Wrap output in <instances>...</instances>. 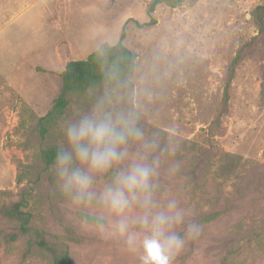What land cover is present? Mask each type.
<instances>
[{
    "label": "rangeland",
    "instance_id": "obj_1",
    "mask_svg": "<svg viewBox=\"0 0 264 264\" xmlns=\"http://www.w3.org/2000/svg\"><path fill=\"white\" fill-rule=\"evenodd\" d=\"M152 1L44 0L22 13L25 6L17 0H0V42L7 36L11 41L26 23V35L0 43V264H52L51 252L37 245L28 251L27 237L12 240L16 227L3 210L24 189L30 191L25 211L32 214L31 227L45 231L52 246H67L72 264H141L140 242L133 248L125 237L102 231L96 216L107 220L108 214L96 202L73 205L40 158L43 149L63 141L66 122L101 100L108 111L136 113L138 125L161 149L179 145L175 157L159 149L148 154L161 159L154 201L166 206L178 200L186 222L201 225L200 236L171 264H264V32L255 15L264 0L160 5L155 23L140 27L151 20ZM31 14L44 20L30 22ZM123 31L124 45L137 55L133 75L69 95L66 113L41 139L36 127L62 86L52 42L61 51L67 46L62 67L116 45ZM35 39L51 44L41 53L18 52V41ZM130 152L143 150L134 144ZM173 160L181 163L175 174L169 171ZM111 176L97 178V195ZM177 231L185 235L183 226Z\"/></svg>",
    "mask_w": 264,
    "mask_h": 264
},
{
    "label": "clouds",
    "instance_id": "obj_2",
    "mask_svg": "<svg viewBox=\"0 0 264 264\" xmlns=\"http://www.w3.org/2000/svg\"><path fill=\"white\" fill-rule=\"evenodd\" d=\"M64 139L57 145L52 168L62 192L75 206L96 202L108 214L96 216L98 227L107 228L112 235L126 238L130 247L139 241L143 248L141 264H171L189 240L201 234V225L186 222V211L176 199L166 206L154 199V177L160 167V155L149 159L148 154L159 151L175 157L178 144L162 149L155 139H149L138 125L134 112H112L101 100L91 112L66 122ZM143 153L133 155L131 145ZM130 161L126 167H118ZM179 161L173 160L169 171L177 173ZM109 172L111 181L99 195L93 191L97 178ZM184 227L181 236L178 227Z\"/></svg>",
    "mask_w": 264,
    "mask_h": 264
},
{
    "label": "trees",
    "instance_id": "obj_3",
    "mask_svg": "<svg viewBox=\"0 0 264 264\" xmlns=\"http://www.w3.org/2000/svg\"><path fill=\"white\" fill-rule=\"evenodd\" d=\"M184 0H153L148 5L147 14L150 17L148 26L155 23L153 13L160 5L176 7ZM256 18L259 21L261 31L264 32V6H259L255 10ZM125 32H122L120 41L116 45H103L97 51L90 54L86 60L71 61L65 70L60 74L61 91L54 101L51 110L44 116L36 127V133L43 139L50 130L54 128L58 120L66 113L69 106V95L88 94L96 90L99 86L107 84L113 76L130 78L136 68L137 55L124 45ZM56 145H51L43 149L40 158L46 168L52 167ZM29 189H24L21 199L10 207H5L3 214L9 218L16 227V234L12 240L19 237L28 238V251L33 245L53 254L52 264H72V259L67 246L57 248L52 246L47 240V233L42 230H35L31 227L32 214L25 211L28 205ZM72 241H75L72 239Z\"/></svg>",
    "mask_w": 264,
    "mask_h": 264
},
{
    "label": "crops",
    "instance_id": "obj_4",
    "mask_svg": "<svg viewBox=\"0 0 264 264\" xmlns=\"http://www.w3.org/2000/svg\"><path fill=\"white\" fill-rule=\"evenodd\" d=\"M41 1H44V0H17V2L20 4V5H24V9L21 11L22 13L26 12L27 10H30V9H34V6L38 3V2H41ZM63 4H65V1H62ZM44 10L46 11V15H47V20H49V17H50V7H49V3L46 4V6L44 7ZM22 13H18L15 17H13V20L16 19L20 14ZM38 18H36L35 16H33L31 14L30 18H29V21L30 22H36ZM38 20H44V15H42L41 17L39 16V19ZM26 25V23L23 25V29L20 27L18 31H16L15 34H13L12 36V39L11 41H8V39L6 38H9L8 36L5 37V41H1L0 43L2 44H5V45H9V44H12L15 42V39L18 40L20 37H22L23 35H26V27H24ZM40 35V30H36V37H38ZM38 39H35L34 40V43L32 44V41L29 42V43H23L21 41H18V52L21 53V52H27V51H40L39 53H41L42 51L45 50V47L46 45L48 44H51V41L48 39V41H45L44 43V40L43 42H38L37 41ZM9 42V43H7ZM27 45V46H26ZM51 47H52V50L54 52V59H57L58 60V67L62 68L60 71H58V75H60L66 68V64L65 65H62L61 67V64L60 62L61 61H64L65 60V56H62L61 54L62 53H66V48L67 46L65 45L64 46V49L63 51H61V44L60 43H53L51 44ZM42 49V50H41ZM92 54V53H91ZM90 55V54H89ZM87 59V58H86ZM85 59V60H86ZM33 68H36V65H33L32 66Z\"/></svg>",
    "mask_w": 264,
    "mask_h": 264
}]
</instances>
